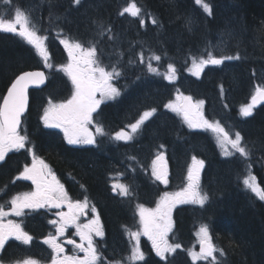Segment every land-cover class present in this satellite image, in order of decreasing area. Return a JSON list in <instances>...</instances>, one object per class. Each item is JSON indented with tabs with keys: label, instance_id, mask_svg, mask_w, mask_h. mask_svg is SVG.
<instances>
[{
	"label": "trees",
	"instance_id": "trees-1",
	"mask_svg": "<svg viewBox=\"0 0 264 264\" xmlns=\"http://www.w3.org/2000/svg\"><path fill=\"white\" fill-rule=\"evenodd\" d=\"M205 2L211 7V15L195 0H80L79 4L75 0H12L11 5H4L0 0V15L11 17L16 8L29 12L39 29L38 34L52 40L54 45L57 38L78 41L85 46L95 44L106 69L110 68L108 63L113 64L115 60L110 55L112 61L107 59L104 64L109 51H128L124 61L114 67L120 73L114 78V84L127 90L122 99L121 114L117 117V110L113 108L108 110L107 118L103 117L114 122L122 118L123 130L132 135L131 140L123 142V153L116 159L138 161L137 165L142 167L163 154L169 166L168 184L155 181L154 203L146 202L144 207L155 208L164 192L180 191L186 186L187 170L193 157L204 161L200 188L209 199L204 207L177 204L173 208L170 243H178L181 248L167 254L163 260L155 256L153 264H193L188 252H198L197 232L202 225L208 226L214 245L224 252L223 256L217 253L219 264H264V201L242 183L251 173L264 189V106L253 109V114L248 117L241 113V108L250 103L255 87L264 86V0ZM131 3L140 8V14L137 17L128 13L120 15ZM101 33L106 36L102 37ZM9 38L0 33V84L7 78L6 73L17 67L31 70L40 66L32 63L33 56L28 49L24 53L16 51L19 45L16 47ZM116 42L120 45H115ZM208 52L217 58L238 56L239 59L209 65L198 77L192 75L193 59L206 58ZM52 55L53 60L48 61L52 62L51 67H45L43 63L47 75L51 76L52 72L60 74L59 69L68 60L59 46ZM153 56H160V60L151 59ZM149 63L156 73L148 71ZM170 64L177 69L171 82L164 78ZM52 79L42 94L49 93L52 84L55 87L68 85ZM178 95L190 96L193 102L204 101L205 118L219 122L224 129L240 132L245 127L241 134L243 144L250 150L248 158L240 157L239 153L225 156L216 144L218 134L190 129L187 124L181 126L184 139L181 143L178 129L182 116L166 107L174 103ZM64 101L59 99L57 102ZM38 107L32 102L29 112H36ZM152 109L155 112L148 122L132 133L130 125ZM250 138L255 145H249ZM47 141L44 148L49 155L59 162L64 159L60 163L70 166L79 183L91 191L96 212L106 219L108 232L119 231L116 225L124 214L108 199L104 164L96 163L95 157L85 158L88 148H64L54 140ZM95 149L117 153L116 148L100 143ZM230 151L233 152L231 148ZM65 153L80 154L68 159ZM132 173L123 176L131 177L135 187L152 185L147 183L149 173L140 169ZM172 175L178 177L175 185ZM144 192H148L147 188ZM137 206L131 214L137 215Z\"/></svg>",
	"mask_w": 264,
	"mask_h": 264
},
{
	"label": "snow or ice",
	"instance_id": "snow-or-ice-1",
	"mask_svg": "<svg viewBox=\"0 0 264 264\" xmlns=\"http://www.w3.org/2000/svg\"><path fill=\"white\" fill-rule=\"evenodd\" d=\"M2 2L4 5H11L12 0H2ZM75 3L79 4L80 0H75ZM195 3L211 15V7L205 0H195ZM140 11L135 3H131L123 9L120 15L128 13L133 17H137ZM0 32L12 33L22 37L42 58L45 67L52 66L48 63L49 55L45 46L47 37L38 34L39 29H37L36 23L29 12L16 8L14 15L11 17L0 15ZM101 35L104 37L106 33H101ZM60 42L67 51L68 62L59 70L71 82V96L60 103H54L49 99L48 106L44 109L41 119L45 127L61 129L69 145H94L96 135L102 136L105 133L103 127L99 124L95 125V133L90 131V126L93 125V113L97 111L104 99H114L120 94L119 90L112 84V80L118 77L120 73L115 68L109 72L102 66L95 44L85 46L81 42H72L68 39H61ZM151 59L159 61L160 56H153ZM232 59H239V57L223 56L217 58L212 52H208L206 58L193 59L190 71L192 75L198 77L205 67L221 65L225 60ZM141 63H143V56H141ZM147 68L149 72H157L151 63L147 65ZM168 68L169 73L165 74L164 78L171 82L175 79L176 69L171 64ZM45 80V74L41 71L23 72L14 79L7 89L6 95L2 97V102H0V162L4 161L9 153L25 149L28 137L21 134V118L28 107V89L31 86L38 87L44 84ZM97 94L100 98H97ZM177 101H181V103H169L166 107L177 114H182L184 122L190 129H203L218 134V143L225 156L239 153L240 157L248 158L250 150L242 143L243 138L239 132L235 133V138L232 139L219 122H212L205 118L201 111L204 101L193 102L192 97L181 95L177 96ZM259 103H264V86L257 85L251 97V103L241 108L242 115L245 117L251 116L253 109ZM154 112L155 109L144 112L136 123L130 125L131 132H137ZM114 139L127 142L132 139V135L121 131L114 136ZM226 144L231 145L233 152H229ZM29 151L31 152L30 149ZM203 166L204 161L193 157L192 165L187 170V184L184 188L176 192H164L155 208H146L143 205L137 206L141 231L129 233L130 238L136 241L131 250V255L128 257L130 264L144 260V253L139 246L141 235L151 241L153 250L162 260L165 259V253H175L177 249L181 248L180 244H170L168 241V235L173 228L172 210L177 204L205 206L209 196L207 193L202 192L200 188V171ZM152 175L161 184H168V168L163 154L158 155L153 160ZM15 180L31 181L34 191L13 196L8 202L10 203V209L7 211L3 205H0V250L5 248L9 240H15L24 245H30L33 240V237L24 231L20 223L5 218L22 216L25 209H39L45 206L61 209L66 206L67 212L60 211L58 213L59 221H49L55 226L56 234L49 235L43 241L51 249V264H104L93 243V235L99 237L104 235L100 227L99 217L96 216L85 224L79 223L80 216L84 215L88 208L87 199L83 202H73L48 164L39 159L34 153H32L31 166L26 165L23 171L15 177ZM242 183L259 200L264 201V189L259 187L255 176L249 173ZM117 189H119V195H129L127 185L113 184V192H116ZM2 191H6V186L5 189H0V192ZM91 211L95 213V207ZM69 227H75V234L79 236L80 243H76L71 239L67 240L66 243L74 245L79 252L83 253V257L64 255L65 249L58 242V238L64 236L66 229ZM197 237L199 251L190 250L188 252L193 264H196L197 261H205L207 264H219L217 253H219V256H223L224 252L214 245L207 225H202L199 228ZM24 264H36V262L26 260Z\"/></svg>",
	"mask_w": 264,
	"mask_h": 264
},
{
	"label": "flooded vegetation",
	"instance_id": "flooded-vegetation-1",
	"mask_svg": "<svg viewBox=\"0 0 264 264\" xmlns=\"http://www.w3.org/2000/svg\"><path fill=\"white\" fill-rule=\"evenodd\" d=\"M8 36L10 37L8 39L9 42H13L16 47L17 45H23L21 42H19L17 37L11 35ZM19 46L17 47L18 49L15 48L16 51L20 50L22 53L26 52L24 46ZM48 51L52 55L53 50L49 48ZM35 62L38 63L39 61L33 56L32 63L35 64ZM21 68L22 67L20 66L6 73L7 78L5 81H3V83L0 84V102H2V97L6 95L7 89L10 87L14 79L22 72H25V70ZM46 87L47 86H45L43 89L32 90L29 92V109L31 103L34 102V99H37V106L43 105V103H41L42 101L48 103L49 99L53 100L52 95L50 94H53V87L49 89V93L42 94L41 91L46 89ZM115 87L119 90L120 94L114 99H104L97 111L93 113V124H99L102 126L105 134L100 137H96V143L94 145H88V147H90L88 148L89 153H85V158L95 157L98 160L96 163L104 164L106 173H104L103 177L108 199L110 202L116 204L119 209H122L124 214L116 225L120 228V230L108 232L107 221L103 215H99L97 212L93 213L91 211L93 207L96 208V202L94 201L95 199L93 200L91 191L86 189L85 185L79 183L80 180L77 178L75 172L70 166L67 167L66 164L62 165L60 163L64 159L60 160L59 162L58 160L52 158L48 151L45 150L44 146H47L49 143L47 140H54L55 142L60 143L64 148L75 146L69 145L67 143V140L65 139L64 133L61 129L47 128L44 126L41 117L43 116V111L48 106V104L46 107H42L40 109L38 107V110L33 113H30L28 109L26 115L22 118L21 123V134H25L28 137V142L25 149H22L19 152L9 153L5 160L0 162V189H5L6 186V191L0 192V205H3L7 211L10 209V203L8 202H10L13 196L22 194L24 192L34 191V186L31 184V181L15 180V177L23 171V168L26 165L31 166L32 153H34L39 159L44 160L45 163L48 164L52 173L64 186V190L67 192L68 197L73 202H83L85 199H87L88 208L86 209L85 214L80 216L79 223L85 224L94 219L96 216L99 217L100 227L104 235L102 237L93 235V243L96 246L97 252L101 256L104 264H130L128 257L131 255V250L136 244V241L130 238L129 233L137 232L141 227L138 213L137 215H133L131 212L135 202L138 205L143 206L146 202H148L149 205L154 203L153 183L155 177L152 175V162L154 159L151 160V163H149L148 166L142 167L137 165L138 161H125L122 158L116 159L118 154L123 153V142H125L116 141L114 139V136L118 132L125 131L121 125L122 118H119L114 122L110 121L109 119L106 121V119L103 117L104 115L107 118L108 110L113 108L117 110V117L121 114L120 111L122 99H124L125 96L122 90H120V87ZM58 88L60 89V92L58 94H54V96L58 95V99L61 97L70 98L71 93H66L64 91V87L58 86ZM45 94L51 96L44 98ZM97 98H100L99 94H97ZM111 114H113V110H111ZM108 123L110 124L108 125ZM93 129L95 128H92L91 126L90 131L94 133ZM182 134L183 131L181 127L178 129V135L181 137V143H184ZM98 143L110 148H116L115 151H117V153H103V151L96 150L95 148ZM76 154L80 153H65V156L70 159L72 155ZM131 162L133 163L132 165ZM139 169L142 170L143 173H149L147 174V183L149 185L152 184L151 186L140 184L135 187V181L131 179V177L123 176L125 173L137 172ZM132 174L136 176L135 173ZM80 184L84 187L82 188ZM113 184L127 185L129 188V195H119V189H117L116 192H113ZM145 188H147L148 191L146 192L147 195L144 192ZM149 208L153 207L149 206ZM60 211L67 212V207L65 206L61 209H53L45 206L39 209H25L24 215L22 216H9L5 218L6 220L11 219L17 223H20L24 231L33 237V240L30 245H24L18 241L9 240L5 245V248L0 250V264H24V261L26 260L35 261L36 264H51V249L48 245L44 244L43 241L49 235L56 234L55 226L49 223V221H59L58 213ZM75 232V227L67 228L64 236L58 238V242L61 243L65 249L64 255H77L83 257V253L79 252V250L76 249L74 245L66 243V241L69 239L74 240L76 243H80L79 236H77ZM139 246L140 250L144 253V260L136 261L134 264H153L155 251L152 248L151 241L148 240L147 237L141 235L139 238Z\"/></svg>",
	"mask_w": 264,
	"mask_h": 264
},
{
	"label": "rangeland",
	"instance_id": "rangeland-1",
	"mask_svg": "<svg viewBox=\"0 0 264 264\" xmlns=\"http://www.w3.org/2000/svg\"><path fill=\"white\" fill-rule=\"evenodd\" d=\"M115 45H120V43L119 42H116L115 43ZM128 54V51H126V52H124V53H121V54H119L118 55V58L116 59V62H117V64H121L123 61H124V56L126 57V55ZM177 57H179V56H177ZM169 73V72H168ZM167 80V79H166ZM51 87H53V94H58L59 92H60V89L58 88V86H56L55 87V84H52L51 85ZM54 87H55V89H54ZM174 103H177V102H174ZM180 103H181V101H180ZM33 105H34V107L37 105V99H34V102H33ZM201 111H202V109H201ZM44 112V111H43ZM244 128V127H243ZM230 132V131H229ZM231 133V132H230ZM234 133V132H233ZM235 138V135L232 137V139H234ZM253 142V143H252ZM248 143H249V145H255L256 143L253 141V139H251L250 138V140H248ZM216 144L217 145H219V143H218V140H217V142H216ZM226 147L229 149V152H230V148H231V145H227L226 144ZM224 154V153H223ZM258 184V183H257ZM259 185V184H258ZM259 187L261 188V186L259 185ZM139 231H141V227L139 228ZM135 241V240H134ZM168 241H169V243L171 242V240H170V233H169V235H168ZM171 244V243H170ZM178 250V249H177ZM176 250V251H177ZM166 254H168V255H171V254H173V253H165V255ZM189 258H190V260H192L191 259V257L189 256ZM189 260V259H188ZM199 261H197L196 263H198ZM201 263H205V261H200Z\"/></svg>",
	"mask_w": 264,
	"mask_h": 264
},
{
	"label": "water",
	"instance_id": "water-1",
	"mask_svg": "<svg viewBox=\"0 0 264 264\" xmlns=\"http://www.w3.org/2000/svg\"><path fill=\"white\" fill-rule=\"evenodd\" d=\"M45 85V83L44 84H42V85H40V86H31L29 89H39V88H42L43 86ZM28 89V90H29ZM259 105H264V103H259V104H257V106H259ZM26 113V112H25Z\"/></svg>",
	"mask_w": 264,
	"mask_h": 264
}]
</instances>
